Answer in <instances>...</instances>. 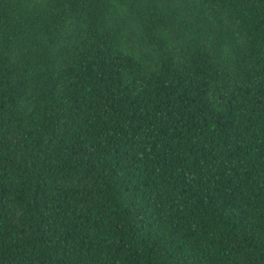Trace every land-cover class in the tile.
Wrapping results in <instances>:
<instances>
[{
  "label": "trees",
  "instance_id": "trees-1",
  "mask_svg": "<svg viewBox=\"0 0 264 264\" xmlns=\"http://www.w3.org/2000/svg\"><path fill=\"white\" fill-rule=\"evenodd\" d=\"M0 264H264V0H0Z\"/></svg>",
  "mask_w": 264,
  "mask_h": 264
}]
</instances>
